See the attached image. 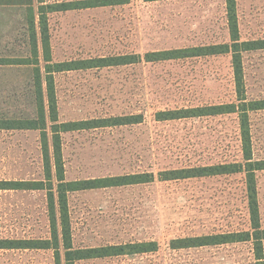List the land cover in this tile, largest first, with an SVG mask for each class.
<instances>
[{"label":"rangeland","instance_id":"rangeland-1","mask_svg":"<svg viewBox=\"0 0 264 264\" xmlns=\"http://www.w3.org/2000/svg\"><path fill=\"white\" fill-rule=\"evenodd\" d=\"M23 1L22 6H0L2 57L32 56L29 0ZM32 2L37 12L39 2ZM237 3L241 38H264V0ZM48 22L53 61L142 56L138 63L54 75L60 121L144 116L139 124L62 134L68 180L155 174L149 183L76 191L68 201L75 247L153 240L159 250L77 264H255L251 242L170 246L179 237L249 230L243 173L159 177L168 169L242 161L236 114L175 121L155 116L160 110L236 101L231 54L159 62L144 58L163 49L230 42L225 0H130L50 13ZM243 65L248 98H264V50L244 53ZM34 97L32 67L0 68V119L35 117ZM250 119L254 157L261 159L264 110L250 113ZM256 174L264 227V171ZM2 180H45L40 131L0 129ZM47 196L43 189H0V239L50 238ZM0 264L56 263L51 249H0Z\"/></svg>","mask_w":264,"mask_h":264},{"label":"trees","instance_id":"trees-1","mask_svg":"<svg viewBox=\"0 0 264 264\" xmlns=\"http://www.w3.org/2000/svg\"><path fill=\"white\" fill-rule=\"evenodd\" d=\"M32 1L29 0L26 3L30 12L27 21L29 30L27 39L31 46L32 56L25 58L0 56V65H12L18 68L32 67L36 115L32 118L0 119V129L40 131L45 180H2L0 181V189L46 190L48 194L50 238L0 239V249H51L54 251L56 264H77V262L82 260L156 252L159 250V244L153 240L97 247L74 246L68 201L70 193L112 186L149 183L155 180V174L153 172H143L68 180L66 178L63 158L62 134L95 128L139 124L143 122L144 116L143 114H129L85 120L60 121L54 77L56 73L60 72L138 63L142 60V56L131 53L53 61L50 44L48 22V15L50 13L121 5L129 3L130 0H76L47 4L44 0H38L39 6L37 12L34 10ZM225 3L230 42L163 49L147 52L144 58L149 62H159L231 54L236 101L160 110L156 112L155 116L158 121H175L236 114L239 120L243 159L241 162L163 170L159 173V177L161 180L167 181L243 173L250 215V229L179 237L172 239L170 246L172 249H185L243 241L251 242L255 264H264V227L261 220L256 174L257 172L264 171V158L258 159L254 157L250 119V113L264 110V98H248L243 65L244 53L264 50V38L243 40L239 28L237 0H225ZM18 4L22 6L25 2L19 0ZM41 62L44 63L43 66Z\"/></svg>","mask_w":264,"mask_h":264},{"label":"crops","instance_id":"crops-1","mask_svg":"<svg viewBox=\"0 0 264 264\" xmlns=\"http://www.w3.org/2000/svg\"><path fill=\"white\" fill-rule=\"evenodd\" d=\"M19 1H10V2H5V0H0V6H13V7H16L17 5H12V4H17ZM10 4V5H8ZM19 6V5H18ZM18 68L17 66H12V65H9V66H3V65H0V68Z\"/></svg>","mask_w":264,"mask_h":264}]
</instances>
